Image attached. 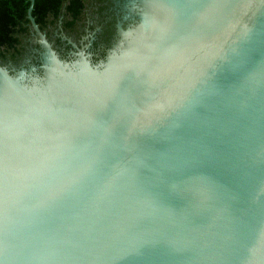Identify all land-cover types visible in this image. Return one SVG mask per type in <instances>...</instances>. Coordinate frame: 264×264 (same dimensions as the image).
Returning a JSON list of instances; mask_svg holds the SVG:
<instances>
[{"label": "water", "instance_id": "95a60500", "mask_svg": "<svg viewBox=\"0 0 264 264\" xmlns=\"http://www.w3.org/2000/svg\"><path fill=\"white\" fill-rule=\"evenodd\" d=\"M137 11L101 69L0 66V113L76 140L0 162V264H264V0Z\"/></svg>", "mask_w": 264, "mask_h": 264}, {"label": "flooded vegetation", "instance_id": "af4514ba", "mask_svg": "<svg viewBox=\"0 0 264 264\" xmlns=\"http://www.w3.org/2000/svg\"><path fill=\"white\" fill-rule=\"evenodd\" d=\"M0 21V66L10 75L26 71L25 83L44 78L45 40L73 66L101 69L140 22L139 0H12ZM30 8L31 12H30Z\"/></svg>", "mask_w": 264, "mask_h": 264}, {"label": "bare ground", "instance_id": "6f19581e", "mask_svg": "<svg viewBox=\"0 0 264 264\" xmlns=\"http://www.w3.org/2000/svg\"><path fill=\"white\" fill-rule=\"evenodd\" d=\"M82 62V61H80ZM54 80V79H52ZM11 115L9 125L6 115ZM76 143L74 132L53 123L35 125L32 119L17 111L0 113V162L7 164L35 163L41 154L51 159L52 155L62 156L65 146ZM17 152L18 155L13 153Z\"/></svg>", "mask_w": 264, "mask_h": 264}, {"label": "trees", "instance_id": "16d2710c", "mask_svg": "<svg viewBox=\"0 0 264 264\" xmlns=\"http://www.w3.org/2000/svg\"><path fill=\"white\" fill-rule=\"evenodd\" d=\"M14 5L12 0H0V21L2 16L10 12L13 9Z\"/></svg>", "mask_w": 264, "mask_h": 264}]
</instances>
